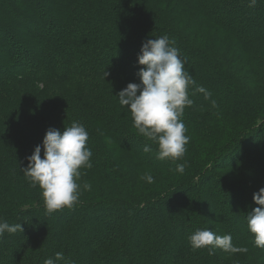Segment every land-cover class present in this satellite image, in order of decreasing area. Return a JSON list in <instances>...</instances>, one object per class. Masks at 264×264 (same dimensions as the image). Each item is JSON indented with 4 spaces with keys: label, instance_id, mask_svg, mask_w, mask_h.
Returning a JSON list of instances; mask_svg holds the SVG:
<instances>
[{
    "label": "trees",
    "instance_id": "obj_1",
    "mask_svg": "<svg viewBox=\"0 0 264 264\" xmlns=\"http://www.w3.org/2000/svg\"><path fill=\"white\" fill-rule=\"evenodd\" d=\"M163 35L195 81L176 162L157 158L117 95L141 83L143 43ZM73 121L93 166L78 203L49 215L22 168ZM262 187L264 0H0V218L24 230L0 238V264H264L247 228ZM197 229L247 252L193 250Z\"/></svg>",
    "mask_w": 264,
    "mask_h": 264
},
{
    "label": "clouds",
    "instance_id": "obj_2",
    "mask_svg": "<svg viewBox=\"0 0 264 264\" xmlns=\"http://www.w3.org/2000/svg\"><path fill=\"white\" fill-rule=\"evenodd\" d=\"M257 0H249V7H254ZM175 41L167 35L156 39H146L143 43L138 62L145 67L138 75L141 83H129L118 95L119 104L128 108L133 118V127L148 141L157 145V158L172 162L181 160L187 149L190 137L181 117L185 108L194 103L189 98L188 88L194 84L192 76L185 71L180 51L174 46ZM205 99L210 93L203 86L196 88ZM139 92V94H138ZM214 103V102H213ZM89 132L82 123L73 121L61 132L49 128L42 145H37L27 159L29 164L22 168L30 186L39 187L46 213L63 208H72L78 203L81 185L76 183L81 178V168H91L92 150L86 146ZM44 156L41 158V149ZM145 152L150 148L146 145ZM176 171L183 173L184 164L177 165ZM143 179L154 182L150 174ZM85 183L83 190H90ZM254 201L264 206V187L254 193ZM247 228L254 236V245L264 249V207H256L248 213ZM24 231L22 224L10 225L0 218V238L5 232L14 234ZM193 250L207 248L210 255L220 248L230 253H245L247 248L235 246L231 234L218 235L211 229H197L188 237ZM63 259V253H56L55 259L49 257L44 264H56Z\"/></svg>",
    "mask_w": 264,
    "mask_h": 264
},
{
    "label": "rangeland",
    "instance_id": "obj_3",
    "mask_svg": "<svg viewBox=\"0 0 264 264\" xmlns=\"http://www.w3.org/2000/svg\"><path fill=\"white\" fill-rule=\"evenodd\" d=\"M235 39V38H234ZM216 40V39H215ZM215 40H213V36H212V41H210L211 43L214 42ZM258 207H261L260 205L256 204ZM247 207L251 210V204L247 205Z\"/></svg>",
    "mask_w": 264,
    "mask_h": 264
}]
</instances>
